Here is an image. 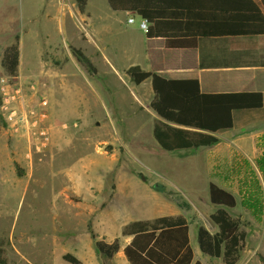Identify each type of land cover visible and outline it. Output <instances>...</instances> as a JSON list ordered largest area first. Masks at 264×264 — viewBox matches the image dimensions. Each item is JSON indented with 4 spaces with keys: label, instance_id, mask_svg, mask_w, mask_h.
<instances>
[{
    "label": "rangeland",
    "instance_id": "1",
    "mask_svg": "<svg viewBox=\"0 0 264 264\" xmlns=\"http://www.w3.org/2000/svg\"><path fill=\"white\" fill-rule=\"evenodd\" d=\"M85 9L76 0H0V53L18 34L23 66L12 82L22 88L30 119L49 133L43 145L38 128L16 132L0 111V257L7 264H71L64 255L88 241L97 264H126L101 253L95 240L119 235L123 245L126 224L159 215L184 214L192 232L201 224L216 229L210 215L217 206L196 151L164 150L154 136L150 80L137 86L106 60L123 45L121 37L107 49L85 29L118 12L107 0H89ZM72 46L100 72H89ZM2 56L0 77L8 75ZM241 219L247 238L237 264H264V232ZM200 251L204 264H224Z\"/></svg>",
    "mask_w": 264,
    "mask_h": 264
},
{
    "label": "trees",
    "instance_id": "2",
    "mask_svg": "<svg viewBox=\"0 0 264 264\" xmlns=\"http://www.w3.org/2000/svg\"><path fill=\"white\" fill-rule=\"evenodd\" d=\"M113 10H132L150 22L149 37H163L167 47L191 48L202 37L247 35L264 31V15L254 0H107ZM83 11L87 0H76ZM5 47L1 65L11 76H18L19 35ZM76 59L89 72L97 69L82 49L71 47ZM133 82L151 79L154 96L149 103L157 115L153 133L158 144L167 151L210 146L220 139L218 131L232 128L234 110L258 108L263 104L261 92L204 93L198 79H170L139 65L128 69ZM3 120V117L0 116ZM209 198L217 206L210 215L216 226L212 232L205 225L198 227L202 252L221 258L224 264H237L247 231L240 217L229 209L236 207V195L216 183L209 182ZM92 235L96 234L92 231ZM122 236L131 240L124 253L129 264H202L195 259L190 242V222L184 215H161L154 219H138L126 224ZM99 250L112 257L121 247L120 238L96 241ZM64 259L83 264L68 252ZM264 263V259H263ZM0 264H7L0 257Z\"/></svg>",
    "mask_w": 264,
    "mask_h": 264
},
{
    "label": "crops",
    "instance_id": "3",
    "mask_svg": "<svg viewBox=\"0 0 264 264\" xmlns=\"http://www.w3.org/2000/svg\"><path fill=\"white\" fill-rule=\"evenodd\" d=\"M254 1L264 15V0ZM113 12H118L116 13L118 17L113 18L110 14L98 26L85 21V24L88 23L85 29L93 40H100L107 49L120 37L123 39L121 48L117 46L112 49L113 58L105 54L106 60H109L118 72L129 75L128 69L139 65L143 70L157 72L165 78L198 79L201 91L204 93L261 92L263 94L261 107L234 110L233 127L218 131L216 135L220 140L217 143L200 146L194 150L196 164L201 165L206 171L207 181H215L236 195L237 205L229 211L236 217L239 215L240 218H247L257 230L264 232V31L247 33V35L202 37L195 47L170 48L166 46L165 38L147 35V31L140 27L143 17L136 12L132 10H113ZM131 17L134 18L132 22L129 21ZM4 49L1 51L2 55ZM88 57L96 67L97 73L100 72L97 64L90 56ZM22 66L20 55L18 73L22 72ZM45 77L50 85L51 77ZM146 80H150L151 83V79ZM142 83L134 82L137 86ZM145 92L153 98V89L151 91L147 89ZM140 93L144 94L141 90ZM153 114L156 118L157 115L154 112ZM235 208L241 211L237 215L232 211ZM196 232H192L190 224V242L195 259H199L204 264L203 259L197 255L201 249L195 243V235L198 240V229ZM117 237L121 239L119 235L112 238L102 236L95 240V244L97 246L98 239L112 242ZM125 238L126 243L121 245L112 257H124L125 263L129 264L124 247L131 238ZM95 252L92 242L88 241L82 251L71 253L82 260L83 264H97L94 258Z\"/></svg>",
    "mask_w": 264,
    "mask_h": 264
},
{
    "label": "built area",
    "instance_id": "4",
    "mask_svg": "<svg viewBox=\"0 0 264 264\" xmlns=\"http://www.w3.org/2000/svg\"><path fill=\"white\" fill-rule=\"evenodd\" d=\"M134 18H129V21H133ZM150 22L146 18H142L140 27L144 30H148ZM16 78L11 75H2L0 77V91L2 93V103L0 104V111L3 113L7 120L14 121V129L16 132L20 130V126H24L27 129V133L30 135V131L33 128H38L39 136L43 138L41 143L43 145L49 140V133L46 128L39 126V119H30L27 111L26 99L22 93L20 85H16L12 82V79ZM14 91V92H13ZM41 111L39 113L40 119L43 120L47 117L46 106H48V99L41 100ZM34 114V111H30Z\"/></svg>",
    "mask_w": 264,
    "mask_h": 264
}]
</instances>
